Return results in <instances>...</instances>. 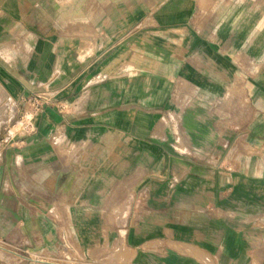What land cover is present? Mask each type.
Segmentation results:
<instances>
[{
  "label": "crops",
  "instance_id": "crops-1",
  "mask_svg": "<svg viewBox=\"0 0 264 264\" xmlns=\"http://www.w3.org/2000/svg\"><path fill=\"white\" fill-rule=\"evenodd\" d=\"M29 257L264 264V0H0V264Z\"/></svg>",
  "mask_w": 264,
  "mask_h": 264
},
{
  "label": "built area",
  "instance_id": "built-area-1",
  "mask_svg": "<svg viewBox=\"0 0 264 264\" xmlns=\"http://www.w3.org/2000/svg\"><path fill=\"white\" fill-rule=\"evenodd\" d=\"M21 103L23 105L22 117H21L23 122L21 123V125H19V128L12 131L13 135L14 133L20 131L24 126L27 127L30 124V122L33 120L34 116L41 110V108L46 102L40 100L37 97H22ZM28 259L32 263H41V264L49 263L48 259H43V258L29 257ZM52 264H54V262H52Z\"/></svg>",
  "mask_w": 264,
  "mask_h": 264
}]
</instances>
